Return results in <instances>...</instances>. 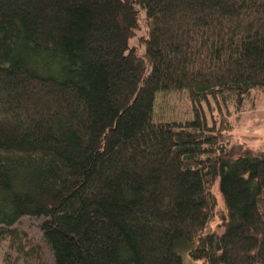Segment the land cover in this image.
Instances as JSON below:
<instances>
[{"label": "trees", "instance_id": "1", "mask_svg": "<svg viewBox=\"0 0 264 264\" xmlns=\"http://www.w3.org/2000/svg\"><path fill=\"white\" fill-rule=\"evenodd\" d=\"M256 90L264 0H0L2 264H264V153L223 136Z\"/></svg>", "mask_w": 264, "mask_h": 264}, {"label": "rangeland", "instance_id": "2", "mask_svg": "<svg viewBox=\"0 0 264 264\" xmlns=\"http://www.w3.org/2000/svg\"><path fill=\"white\" fill-rule=\"evenodd\" d=\"M142 18V17H141ZM145 34L143 26V20H140V26L135 30V35L129 40L130 45H138L137 39L140 35ZM142 46V48H141ZM137 52L144 46L141 45ZM157 103V104H156ZM244 105L237 110L235 104H227L228 110L222 106V113L227 116L230 123L231 130L223 135L229 138L230 146L236 148H247L253 153H264V94L259 91H251V94L244 100ZM155 105L157 110H160L157 120L159 121H185L193 117V105L190 100L182 95L177 96L174 94H168L163 97L157 96ZM200 113L206 118L209 124H216L219 127L223 121V116L220 114V105H217L215 99L209 96L207 100L201 101L199 104ZM157 114V113H156ZM237 155V154H235ZM211 192L217 199V210H223V204H221L220 195L217 193V185L214 184L211 188ZM42 218H32L25 216L21 218L15 225L26 231L28 235L35 238L36 241L41 242L39 223ZM219 222L216 219L211 227L215 228V225ZM213 228V229H214ZM212 229V228H211ZM212 229V230H213ZM6 246L5 241L0 242V264L3 263V254ZM45 256L48 264L52 263V256L44 248ZM182 264H201L199 260L191 259L187 252H182Z\"/></svg>", "mask_w": 264, "mask_h": 264}]
</instances>
